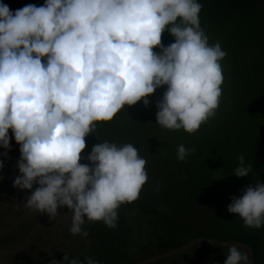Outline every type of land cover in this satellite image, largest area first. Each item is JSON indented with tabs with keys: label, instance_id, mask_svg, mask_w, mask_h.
Listing matches in <instances>:
<instances>
[{
	"label": "clouds",
	"instance_id": "clouds-1",
	"mask_svg": "<svg viewBox=\"0 0 264 264\" xmlns=\"http://www.w3.org/2000/svg\"><path fill=\"white\" fill-rule=\"evenodd\" d=\"M201 9L198 0H45L15 11L0 3V147L10 150L11 129L20 145L21 175L13 184L39 185L23 207L49 218L66 207L73 235H88L86 220L117 227V210L137 200L148 180L146 159L132 143L105 140L82 164L85 137L125 105L143 99L147 106L163 85L156 103L161 127L191 134L216 115L227 53L219 42L209 44ZM166 29L175 37L168 46L162 44ZM190 152L195 148L180 144L178 161ZM252 172L239 155L233 173ZM227 208L245 228L264 226V183L256 178ZM227 248L224 264H251L247 250ZM52 264L78 262L65 253ZM86 264L100 262L87 257Z\"/></svg>",
	"mask_w": 264,
	"mask_h": 264
},
{
	"label": "trees",
	"instance_id": "trees-1",
	"mask_svg": "<svg viewBox=\"0 0 264 264\" xmlns=\"http://www.w3.org/2000/svg\"><path fill=\"white\" fill-rule=\"evenodd\" d=\"M198 2L202 4L200 25L209 37V44L219 42L227 53L220 62L224 75L220 105L216 115L194 133L165 129L156 119V103L167 89V85H163L147 97L150 101L147 106L143 99L135 105H125L110 121L120 123L121 131L124 130L121 125L125 123L127 130L121 133L120 144L132 143L138 148L139 155L146 159V164H152L154 169L148 172L163 184L157 191L162 201L159 207H151L140 198L122 204L117 210L116 228L107 227L103 221L87 222L83 230L88 233L86 237L92 259L100 264L132 261L129 253H119L118 248L128 237L127 212L135 207L148 224L152 223L149 214L154 213L159 218L158 229H151V240L142 245L143 256L148 252H164L197 236H205L242 241L252 248L253 263L262 264L260 247H264V226L245 228L243 220L238 214L230 213L227 206L232 196L243 194L246 185L251 183L254 186L256 178L264 183V0ZM0 3L15 11L28 4L42 6L45 0H0ZM173 42L175 37L166 29L162 33V44L168 46ZM153 51L159 52L160 49L154 47ZM43 60L46 62V57ZM131 127L139 134H131ZM96 130L103 131L99 127ZM96 136L89 133L88 141L99 143ZM180 144L188 149L195 148V152H190L184 161L177 159ZM241 154L247 163L253 165V172L246 177H237L233 173ZM145 188L152 189L144 184L142 190ZM151 201L157 202V198L152 196ZM168 204L178 207L171 209L172 212L186 214H168ZM146 205H149L148 210H145ZM216 234L219 238L215 237ZM190 251L193 256L181 253L183 259H190L187 264H224L228 248L202 242L190 247L187 252ZM87 257L81 255L76 261L86 264ZM176 257H170V264L181 263L180 257ZM148 264H162V259Z\"/></svg>",
	"mask_w": 264,
	"mask_h": 264
},
{
	"label": "water",
	"instance_id": "water-1",
	"mask_svg": "<svg viewBox=\"0 0 264 264\" xmlns=\"http://www.w3.org/2000/svg\"><path fill=\"white\" fill-rule=\"evenodd\" d=\"M19 149L20 145L16 141H14L10 151H4L0 148V162L3 163V167L0 168V182L8 178L0 185V219H2L0 226L3 223V226L0 227V264H45L56 253H70L72 239L74 238V235L70 232V216L72 212L68 211L65 207L58 209V215L56 217L49 218L47 215H44L39 223L36 224L34 222L37 211L23 207L22 202L39 185L34 184L33 189L28 190L19 189L13 184L15 178L21 175L17 166L20 158ZM2 184H11L14 188L11 185L8 188L14 189V193L18 196L13 197L7 187L4 188ZM8 199L10 201L7 202ZM12 202L15 205L10 204ZM5 203L9 205L8 210L14 213L15 219L11 215L10 219L5 213ZM6 221L11 225L12 230L8 228ZM55 222H57L56 227L54 225ZM202 242L222 246L229 244L239 245L248 251L249 260L253 264V251L246 243L237 240H217L205 236H197L178 247L158 253L151 258L142 259L138 264L188 250L193 245ZM3 248L7 249V255L5 257L3 256L4 251H1Z\"/></svg>",
	"mask_w": 264,
	"mask_h": 264
},
{
	"label": "rangeland",
	"instance_id": "rangeland-1",
	"mask_svg": "<svg viewBox=\"0 0 264 264\" xmlns=\"http://www.w3.org/2000/svg\"><path fill=\"white\" fill-rule=\"evenodd\" d=\"M96 123H97V127L103 129V131H101V133L98 130L95 131V135H97L95 138H99V141H98L99 143H101V142H103L105 140H108V141H112V142H116L117 144H120V139L122 137L121 133L123 131L127 130L126 129L127 127L125 128V123L122 122L124 125H121L123 127V129H124L123 131H121L120 123H118V122H115V123L111 122L110 123V121H107V122L100 121V122H96ZM116 125L118 126V128H117ZM131 130H133V132L131 131V134H134V133L135 134H139V132H136L133 127H131ZM117 131H121V132L117 133ZM98 133H100L99 136H98ZM123 134H124V132H123ZM101 135L103 136V138L100 137ZM111 136H114V138H112ZM11 140L13 142L15 141L14 136H11ZM85 141H86V148L83 150V153H81L82 159H81L80 162L82 164L90 163L86 158H84L87 155L85 153L86 152L90 153L91 149L93 147L92 145H95L94 143H91V142L88 141V135L85 137ZM149 169H154V168H153V166H152V164L150 162H147L146 170H147V173H148V180L145 183V186H148L149 188L151 187L152 189L151 190H148L146 188L143 189V190L141 189V192L139 194V198L144 200V201H146V203H149L151 207L152 206L159 207L160 203L162 201V198L158 196L157 191H158V189L160 187L163 186V184L159 183L158 180H156L154 178V176H155L154 174H151V172H148ZM148 191H151V192L147 193ZM152 196H155L157 198V202L151 201L152 200ZM165 203L166 202H163V204H165ZM10 204L15 205V203H13V202L10 203ZM4 205H6V203ZM148 207H149V205H146L145 210H148ZM8 208H9L8 204L6 206H4L5 213L10 217V219H11V216H12V218L15 219V215H13L14 213L12 211L8 210ZM174 208L176 209L178 207L177 206H172L171 207L169 205V207L166 208V212L168 214L178 213V216H182L183 214H186L185 212H180V211L178 212L176 210L174 212H172L171 209H174ZM138 211H139L138 208L135 207V209L129 210L127 212L126 220H127V225L129 226V230L127 231L128 237H126V241H124V243L119 244V248H118L119 253H123V254H126V253L128 254L129 253V256L131 258L135 257V256H140V257L143 256L142 253H144V250H143V246L142 245L148 244V242L151 240V236H150V232L149 231L151 229H158L156 225L159 222L158 221L159 218H158V216L156 214H154V213L149 214V217L151 218L152 223L148 224L146 222V218L141 213H139ZM85 219H86V217H85ZM1 221H2V219H0V223H1ZM87 222L88 221L86 220L85 223L82 225V228L87 224ZM6 224L8 225V228L12 230L11 225L7 221H6ZM54 225L56 227L57 226V222H55ZM2 226H3V223L1 224L0 227H2ZM215 237L219 238V235L216 234ZM86 239H87V242H89V239L87 237H86ZM214 239H216V238H214ZM0 241H1V239H0ZM78 244H79V241H78ZM148 253H150V252H148ZM182 253H185L186 256H188V255L189 256H193V252L192 251L187 252V250H186V251H184ZM260 253H261L260 254L261 262H262V264H264V247H260ZM180 254L162 258V264H170V260H171L170 257L172 258L174 256L180 257V261H181L180 264H187V262L190 259L189 258L183 259V257L180 256ZM92 257H93V254L91 253V258ZM45 264H52L51 259H50V261L46 262Z\"/></svg>",
	"mask_w": 264,
	"mask_h": 264
},
{
	"label": "flooded vegetation",
	"instance_id": "flooded-vegetation-1",
	"mask_svg": "<svg viewBox=\"0 0 264 264\" xmlns=\"http://www.w3.org/2000/svg\"><path fill=\"white\" fill-rule=\"evenodd\" d=\"M8 135L11 137V136H14L13 135V133H12V130L11 129H9V133H8ZM3 186H4V188H6L7 187V189H8V191L10 192V194H12V196L13 197H17L18 195H16L14 192H15V190L14 189H12V188H14L11 184H7V185H5V184H2ZM12 186V188H8V186ZM78 237H79V244L77 245V247H76V251H75V253H73L72 255H69V261L71 260V259H75V260H77L78 259V257L79 256H81V255H87V256H89V257H91V253H90V245H89V242H87V239H86V237L85 236H83V235H80V234H76ZM184 251H186V250H184ZM184 251H182V252H184ZM181 252V253H182ZM160 253H162V252H160ZM156 254H158V253H156ZM156 254H150V253H146V255L145 256H135V257H133L132 258V261L131 260H129V259H127V261L125 262V264H138V262L140 261V260H142V259H145V258H151V257H153V256H155ZM180 254V253H179ZM185 254V253H184ZM172 255H177L176 253L175 254H172ZM172 255H167V256H163V257H161V258H158V259H155V260H153V261H150V262H145V263H143V264H148V263H153V262H156L157 260H160V259H162V258H164V257H168V256H172ZM180 256H181V254H180ZM63 257L64 256H62V257H57V259L55 260V261H60V262H62L63 261ZM181 262V261H180ZM78 264H80V263H78Z\"/></svg>",
	"mask_w": 264,
	"mask_h": 264
},
{
	"label": "bare ground",
	"instance_id": "bare-ground-1",
	"mask_svg": "<svg viewBox=\"0 0 264 264\" xmlns=\"http://www.w3.org/2000/svg\"><path fill=\"white\" fill-rule=\"evenodd\" d=\"M13 141L12 140H10V150L12 149V146H13ZM2 150H4V151H10V150H5V149H3L2 147H0ZM8 178H5V179H3L1 182H0V185H1V183H4V181L5 180H7ZM8 201H10L9 199L7 200V202ZM68 210V209H67ZM69 211V210H68ZM45 214H41V213H39V212H36L35 213V218H34V222L37 224V223H39L40 222V219L44 216ZM78 240H79V237L77 236V235H74V238L72 239V243H71V248H70V253H68L69 255H72L73 253H75V251L77 250L76 249V247H77V245H78ZM205 243V242H204ZM217 246H222V245H217ZM22 249H24V248H22ZM241 249H243V248H241ZM252 249V248H251ZM244 250V249H243ZM1 251H4V257H5V255H7V249L6 248H3ZM253 251V250H252ZM179 253H181V252H179ZM179 253H176V254H179ZM65 255V252H62V253H56V255L53 257V258H51V261H53V260H56L57 259V257H62V256H64ZM253 259V258H252ZM49 261H50V259H49ZM254 264V263H253Z\"/></svg>",
	"mask_w": 264,
	"mask_h": 264
}]
</instances>
